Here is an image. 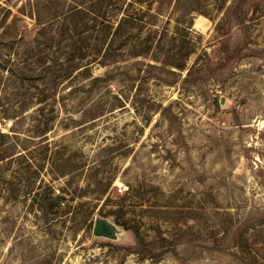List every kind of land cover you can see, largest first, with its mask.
<instances>
[{"label":"rangeland","instance_id":"rangeland-1","mask_svg":"<svg viewBox=\"0 0 264 264\" xmlns=\"http://www.w3.org/2000/svg\"><path fill=\"white\" fill-rule=\"evenodd\" d=\"M33 1L0 0V264H264V0H174L157 27L188 32L183 71L56 83L23 63Z\"/></svg>","mask_w":264,"mask_h":264},{"label":"trees","instance_id":"trees-1","mask_svg":"<svg viewBox=\"0 0 264 264\" xmlns=\"http://www.w3.org/2000/svg\"><path fill=\"white\" fill-rule=\"evenodd\" d=\"M174 0H34L28 2L36 27L41 29L40 42L25 48V69L33 73L50 76L56 83L67 80L83 68L82 74H88L89 65L97 62L100 66H117L127 58H145L154 62L150 69L160 70L168 67L180 71L187 69V62L194 47L185 51L191 41L188 32L168 37L165 29L158 28L161 16ZM198 0H192L195 5ZM190 5V0H176L177 7ZM240 4L231 3L225 9V18L229 21ZM193 11H198L192 6ZM238 17L239 16H235ZM156 27V28H155ZM93 48H89V42ZM57 44V45H55ZM46 50H39V46ZM193 46V45H192ZM55 47L60 49L63 58L54 56ZM38 49V50H37ZM53 50V51H52ZM44 51H49L44 53ZM51 52L53 54H51ZM103 53V54H102ZM33 54L38 56L33 58ZM92 62L81 64L88 56ZM97 54V55H96ZM101 54V59L98 55ZM14 64H11L13 66ZM195 66V65H194ZM193 66V67H194ZM193 67L188 72L189 75ZM80 70L79 72H81ZM100 78L96 79V82ZM62 199V198H60Z\"/></svg>","mask_w":264,"mask_h":264},{"label":"water","instance_id":"water-1","mask_svg":"<svg viewBox=\"0 0 264 264\" xmlns=\"http://www.w3.org/2000/svg\"><path fill=\"white\" fill-rule=\"evenodd\" d=\"M223 102L224 99L221 101V103L223 104ZM93 233L97 237L113 239L116 234V226L105 218H98L95 221Z\"/></svg>","mask_w":264,"mask_h":264}]
</instances>
